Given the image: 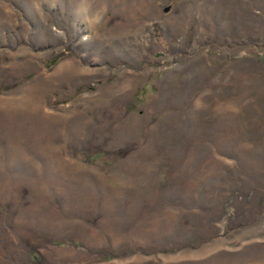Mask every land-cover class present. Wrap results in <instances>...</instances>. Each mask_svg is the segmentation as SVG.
<instances>
[{"label": "rangeland", "instance_id": "obj_1", "mask_svg": "<svg viewBox=\"0 0 264 264\" xmlns=\"http://www.w3.org/2000/svg\"><path fill=\"white\" fill-rule=\"evenodd\" d=\"M0 264H264V0H0Z\"/></svg>", "mask_w": 264, "mask_h": 264}]
</instances>
